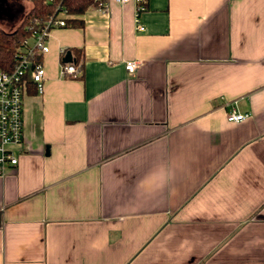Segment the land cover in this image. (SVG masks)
<instances>
[{
	"label": "crops",
	"instance_id": "1",
	"mask_svg": "<svg viewBox=\"0 0 264 264\" xmlns=\"http://www.w3.org/2000/svg\"><path fill=\"white\" fill-rule=\"evenodd\" d=\"M141 20L112 3L49 32L0 174V264H264V0Z\"/></svg>",
	"mask_w": 264,
	"mask_h": 264
},
{
	"label": "built area",
	"instance_id": "2",
	"mask_svg": "<svg viewBox=\"0 0 264 264\" xmlns=\"http://www.w3.org/2000/svg\"><path fill=\"white\" fill-rule=\"evenodd\" d=\"M34 1V0H28ZM51 8L50 15L41 23L34 21L27 28L31 34L17 48L13 67L10 71L0 70V174L17 165L18 151L23 142V100L26 85L34 84L36 92L42 94L45 80V69L41 61L34 58L48 52L49 32L54 28L71 27L72 22L80 20L87 12H102L108 15L110 4L124 5L131 2L134 6V23L138 31H143L141 16L148 9L149 0H91V5L81 14L69 10L68 0H42ZM138 62L125 63L128 73H133ZM78 66L64 62L60 66V74L65 78H75ZM249 117L231 107L226 113L228 122H241Z\"/></svg>",
	"mask_w": 264,
	"mask_h": 264
},
{
	"label": "trees",
	"instance_id": "3",
	"mask_svg": "<svg viewBox=\"0 0 264 264\" xmlns=\"http://www.w3.org/2000/svg\"><path fill=\"white\" fill-rule=\"evenodd\" d=\"M69 10L76 14L83 13L90 5L91 0H68ZM51 13V8L42 0L31 1V7L24 14L22 21L12 29H4L0 26V70L10 71L13 67L15 52L22 42L31 34V30L27 28L34 21L43 22ZM74 23L73 25H79ZM39 61L38 57L34 61ZM26 85L25 93L29 90Z\"/></svg>",
	"mask_w": 264,
	"mask_h": 264
},
{
	"label": "rangeland",
	"instance_id": "4",
	"mask_svg": "<svg viewBox=\"0 0 264 264\" xmlns=\"http://www.w3.org/2000/svg\"><path fill=\"white\" fill-rule=\"evenodd\" d=\"M30 7L28 0H0V26L4 29L16 27Z\"/></svg>",
	"mask_w": 264,
	"mask_h": 264
},
{
	"label": "water",
	"instance_id": "5",
	"mask_svg": "<svg viewBox=\"0 0 264 264\" xmlns=\"http://www.w3.org/2000/svg\"><path fill=\"white\" fill-rule=\"evenodd\" d=\"M71 53L70 52H66L65 57H64V62H70L71 61Z\"/></svg>",
	"mask_w": 264,
	"mask_h": 264
}]
</instances>
